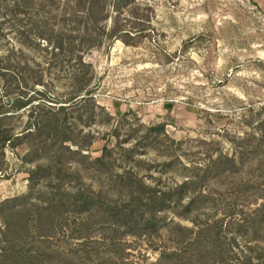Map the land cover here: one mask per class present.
Masks as SVG:
<instances>
[{"label":"rangeland","instance_id":"obj_1","mask_svg":"<svg viewBox=\"0 0 264 264\" xmlns=\"http://www.w3.org/2000/svg\"><path fill=\"white\" fill-rule=\"evenodd\" d=\"M78 2L73 11L82 14ZM6 4L0 0V108L9 111L4 124L18 140L0 148V207L5 208L0 212V264H100L109 253L120 257L119 263L122 258L126 264H176L175 249L150 246L134 237L111 241L101 231L80 239L74 220L63 226L65 237L61 231L46 242L36 223L28 222L30 215L10 217L14 208L30 207L29 200L22 198H42L39 191L50 183L43 174L32 178L39 163L51 162L44 143L36 152V145L45 138H26L25 130L38 105H60L51 98L63 99L71 91L67 77L79 66L68 55L55 57L48 49L52 45L40 38L50 37V28L64 25L59 3L34 12L39 22L33 25L39 26L27 28L30 37H36L32 42L14 26ZM110 13L113 19L100 27L106 35L117 28L118 35L102 37L84 55L90 64L93 98L80 109L66 111L71 139L90 145L84 155L96 159L108 147L116 150V165L130 168L135 163L120 150L125 148L134 149L136 158L148 163L161 161L160 151L141 139L147 128L164 124L169 137L183 142L176 151L187 155L183 156L186 162L204 163L206 154L231 153L234 137L264 132V126L261 131L255 129L264 122V12L252 0H137ZM79 16L74 15L67 27H77ZM212 142L215 145L206 144ZM70 157L65 161L82 163ZM260 163L253 161L254 167ZM262 172L248 179L258 176L259 182ZM248 179L236 175L222 195L240 197ZM254 208L249 206L245 212ZM4 215L19 231L10 238L20 249L17 258L3 252L11 245L1 232Z\"/></svg>","mask_w":264,"mask_h":264},{"label":"trees","instance_id":"obj_2","mask_svg":"<svg viewBox=\"0 0 264 264\" xmlns=\"http://www.w3.org/2000/svg\"><path fill=\"white\" fill-rule=\"evenodd\" d=\"M2 1L7 2L6 14L15 21L14 26H19L22 36L30 42L36 37L32 39L27 28L39 26L33 25L39 22L34 12L39 14L50 3H59L60 6H56L62 9L64 25L50 28V37L40 38L46 40L48 46L52 45L48 49L55 57L68 55L75 58L79 66L77 72L67 77L72 81L71 91L63 99L51 98L60 105H38L39 111L34 112V120L25 130L26 138H45L36 145V152L44 143L46 151L52 154L51 162L47 165L39 163L32 178L43 174L50 183L39 191L42 198H22L29 200L30 207L14 208L10 217L24 213L34 216L33 219L28 216V222L36 223L40 238L46 242L61 231L65 237L63 226L74 220L80 239L84 236V239H90L95 232L101 231H106V240L111 241L134 237L150 246L175 249L176 264H264L263 131L260 136L253 132L234 137L231 153L222 150L218 154L209 153L205 155L204 163H195L185 161L183 156L187 155L176 151V147L181 149L183 142L169 137L166 126L159 124L147 128L141 140L155 146L164 159L148 163L136 158L134 149L120 148L124 156L135 163L130 168L116 165V150L108 147L99 158L84 155L83 151H90V145L71 139L69 135L67 109H80L85 101L93 98L91 79H88L90 64L84 59L85 53L97 47L102 37L118 35L117 28L106 35L100 27L113 19L110 10L117 13L137 0H78L79 7L84 9L82 14L73 11L76 10L75 0ZM74 15H81L82 20L78 21L77 27L69 28L68 23L73 21ZM24 22L28 24L23 25ZM79 37L81 41L77 43ZM24 84L28 86L25 79ZM8 112L0 108L1 149L15 145L13 142L18 140L14 139L13 129L5 127ZM263 123L260 121L255 129L261 131ZM213 143L206 144L215 145ZM70 156L82 163L77 160L66 162ZM257 160L261 163L254 167L253 161ZM259 170L263 171L261 181L258 182V176L248 179ZM236 175L248 179L242 184L241 196L225 198L222 190L235 181ZM249 206L255 208L246 213ZM3 211L5 208L0 207V212ZM10 217L7 215L8 219ZM8 219L4 215L5 228L1 232L11 245L3 252L17 258L20 249L10 238L19 231L13 229L6 221ZM119 260L120 257L109 253L100 264H126L124 259L121 258L120 263ZM69 264L85 263L69 261Z\"/></svg>","mask_w":264,"mask_h":264},{"label":"crops","instance_id":"obj_3","mask_svg":"<svg viewBox=\"0 0 264 264\" xmlns=\"http://www.w3.org/2000/svg\"><path fill=\"white\" fill-rule=\"evenodd\" d=\"M256 7L261 9L264 12V0H252Z\"/></svg>","mask_w":264,"mask_h":264}]
</instances>
